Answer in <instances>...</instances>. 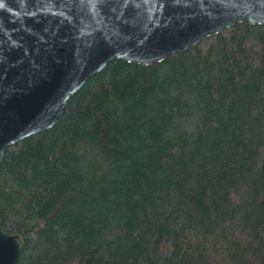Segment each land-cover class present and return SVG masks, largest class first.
Returning <instances> with one entry per match:
<instances>
[{"label":"trees","instance_id":"1","mask_svg":"<svg viewBox=\"0 0 264 264\" xmlns=\"http://www.w3.org/2000/svg\"><path fill=\"white\" fill-rule=\"evenodd\" d=\"M5 149L19 264H264V24L113 59Z\"/></svg>","mask_w":264,"mask_h":264},{"label":"water","instance_id":"2","mask_svg":"<svg viewBox=\"0 0 264 264\" xmlns=\"http://www.w3.org/2000/svg\"><path fill=\"white\" fill-rule=\"evenodd\" d=\"M244 20L264 24V0H0V164L109 61L160 62ZM23 246L0 227V264Z\"/></svg>","mask_w":264,"mask_h":264}]
</instances>
